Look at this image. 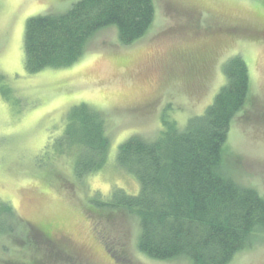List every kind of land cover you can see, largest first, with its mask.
I'll return each mask as SVG.
<instances>
[{
	"label": "rangeland",
	"instance_id": "rangeland-1",
	"mask_svg": "<svg viewBox=\"0 0 264 264\" xmlns=\"http://www.w3.org/2000/svg\"><path fill=\"white\" fill-rule=\"evenodd\" d=\"M76 1L0 0V203L11 204L15 226L58 227L70 239L74 264H192L141 253L135 215L89 208L117 188L138 193L137 179L115 161L117 146L132 135L152 140L163 112L178 123L201 114L224 83L222 63L234 54L248 66L250 90L223 146L227 167L264 197V0H152L153 23L133 44L121 45L116 26L104 27L72 65L27 73V18L64 13ZM80 103L105 116L109 148L104 167L79 180L67 154L54 156L51 170L46 162L70 108ZM13 233L0 232V264L51 255L45 243L24 247L21 233ZM228 264H264V230Z\"/></svg>",
	"mask_w": 264,
	"mask_h": 264
},
{
	"label": "trees",
	"instance_id": "trees-1",
	"mask_svg": "<svg viewBox=\"0 0 264 264\" xmlns=\"http://www.w3.org/2000/svg\"><path fill=\"white\" fill-rule=\"evenodd\" d=\"M153 20L152 0H78L64 13L31 16L23 37L24 69L35 73L70 66L83 54L88 39L112 25L119 43L131 45L145 35ZM221 69L224 83L201 114L178 123L163 112L152 140L132 135L117 146L115 161L137 179L138 193L117 188L103 202L92 200L91 212L114 209L136 216L137 248L149 258L228 264L264 230V197L229 173L228 150L223 147L234 117L248 99V66L234 54ZM50 146L51 142L43 150ZM51 148L48 168L54 156L67 154L76 179L99 171L107 162L109 148L105 116L85 103L71 107L65 128ZM12 216L11 204L1 201L0 232L13 233L18 228L13 234L21 233L18 239L24 247L45 243L41 234L49 236L50 222L21 228L12 224ZM46 245L45 254L51 255L45 261L32 258L26 264L60 263L62 258L74 264L66 247Z\"/></svg>",
	"mask_w": 264,
	"mask_h": 264
},
{
	"label": "flooded vegetation",
	"instance_id": "flooded-vegetation-1",
	"mask_svg": "<svg viewBox=\"0 0 264 264\" xmlns=\"http://www.w3.org/2000/svg\"><path fill=\"white\" fill-rule=\"evenodd\" d=\"M30 225L33 227L39 226L38 224H32V223H30ZM49 227L51 228V230H50V233L48 234L49 235L48 237H45L44 234H41V239L43 240V242H45V244H48L50 249L51 248L56 249V246L58 247L59 244L61 245V247L63 246L68 247V244H70V239L67 238L64 234H62V231L55 225L50 224ZM101 234L102 233L99 232V235L103 237L104 235H101ZM67 257L70 258L71 256L67 255Z\"/></svg>",
	"mask_w": 264,
	"mask_h": 264
}]
</instances>
